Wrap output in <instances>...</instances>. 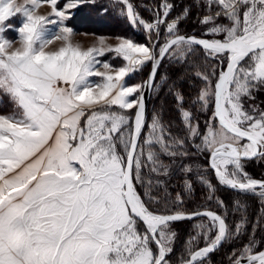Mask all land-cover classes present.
<instances>
[{
    "label": "rangeland",
    "instance_id": "obj_1",
    "mask_svg": "<svg viewBox=\"0 0 264 264\" xmlns=\"http://www.w3.org/2000/svg\"><path fill=\"white\" fill-rule=\"evenodd\" d=\"M98 1H106L101 12L138 24L145 41L91 30L96 23L89 19L83 26L79 15L74 22L78 10L85 20ZM177 5L178 16L166 20L167 9L176 4L162 0L161 16L148 23L129 0H0V97L6 95L14 106L12 111H0V264L159 260L161 252L150 229L130 214L123 200V166L136 123L125 90L134 84L137 101L145 79L127 83L123 70L129 67L128 60L136 64L135 70L150 65L163 42L181 34L188 22L216 41L264 31V0H182ZM147 15L149 19L152 12ZM135 43L143 44L141 53ZM228 57L177 42L163 58L162 68L184 63L200 82L193 110L183 108L182 97L176 95L182 130L174 134L177 130L165 125L155 110L144 126L132 174L135 199L144 212L160 216L164 214L154 212L159 207H180L184 194L178 192H190L193 181L207 189L208 200L228 208L217 194L226 183L209 170L207 156L224 142L240 143L239 149L247 153L251 148L213 116L214 85ZM163 80L162 75L152 92ZM228 80L221 100L223 116L238 129L263 128L264 104L257 105L259 97L264 98V49L241 60ZM188 140L205 158L192 151ZM249 161L233 158L225 166H215L237 183L264 180V171L258 179L250 175L255 166H264V154ZM170 168L175 170L172 174L183 175L182 187L174 188L172 197L161 182ZM237 192L228 198L234 207L244 209L255 200L258 216L246 236L240 233L243 222L228 218L224 246L230 241L240 245L229 251L226 264L264 247V189ZM172 223L159 227L156 234L166 252L160 264H183L201 242H214L220 232L215 220L201 217L181 243ZM202 259L197 264L207 263Z\"/></svg>",
    "mask_w": 264,
    "mask_h": 264
},
{
    "label": "trees",
    "instance_id": "obj_2",
    "mask_svg": "<svg viewBox=\"0 0 264 264\" xmlns=\"http://www.w3.org/2000/svg\"><path fill=\"white\" fill-rule=\"evenodd\" d=\"M129 1L136 8L138 13L142 15L141 17L145 21H147L148 23L153 22L158 16L159 17L161 16L162 0H154V1L153 0H141V1L129 0ZM168 1L175 3L176 7L175 8L169 7L167 9L168 15H166V20H169V18L172 19V18H174V16H176V17L178 16V13H179L178 11H180V9H178L177 1H182V0H168ZM183 1H187V0H183ZM98 2L99 3L97 5H95L94 8H92V11H88V12H90V16L84 17V18H86L85 19L86 21L82 20L83 14L80 13L81 12V9H80L76 12L75 17H74L75 19L73 18L74 22L75 21L77 22V19L81 18L80 19L81 21H79V22H81V24L84 26L85 23L89 19H91L94 23H96V24H94L93 28L90 27L91 30L96 31V29H97V30H99L98 32L104 33V34L106 33L107 35H112V36L116 35V36L128 37V38L135 40L137 42L145 41V39H146L145 33H143L142 29L140 28V26L138 24L134 25L125 17L116 15L113 12H111V13L108 11L101 12L98 9H101L102 8L101 6H103L104 3L106 4V1H101V2L98 1ZM102 2H104V3H102ZM140 3L145 5L146 7L143 6L140 9V7L138 5ZM149 12H152V16H150V18L148 19L147 13H149ZM78 15H79V18H78ZM73 19H70L68 21H71ZM198 26L199 25H197L194 22L185 23L181 28V30H182L181 34H196V35L204 36V37H207L210 39V37L208 35H204L203 33H201ZM87 29H88V27H87ZM197 48L201 52H203V53L205 52L201 48H199V47H197ZM162 64H163V60L160 63V66H159L158 71L156 73L154 85H155V83L158 82L159 78H161L162 75H163L164 80H163V82H161L157 91L151 92L149 102H148L147 120H148V117L150 116V114L153 112V110H155L156 112H158L159 118L161 119V121L163 123H165V125L169 126V128L171 130H173V129L177 130V131L173 132L174 134H176L178 131L183 129V123H182L180 115H179V109H178V103H177L176 95L179 94L182 97L183 108H190L191 110H193L194 106L192 105V100L197 95V88H198L197 84H199L200 80H199V78H197L193 74L194 71L191 70L190 67L189 68L184 67V63L180 64V65H178V64L176 65L175 63H170V65L168 67H166L165 69H164V67L162 68ZM147 66H149V65L146 64V65L142 66L141 68L135 70V72L126 79L127 80L126 82L127 83H133V82H137L138 80L141 81V79L146 77V74L148 71ZM223 68H224V66H223ZM154 85H153V88H154ZM152 91H153V89H152ZM257 100H258V98H257ZM260 101H261V104L257 105V106L263 107L264 98L259 97V102ZM13 107H14L13 104L11 102H9L7 96L1 95V97H0V111L4 110V112H6L7 109L12 111ZM134 111H135V108L132 110V112H134ZM182 135H183V133H182ZM179 136H180V134H179ZM197 136H199V135H196V139L198 138ZM187 144L190 145L192 151L196 152L200 158H205L206 154L204 152H201L198 149H196L195 143L188 140ZM252 161L254 162V159H252L249 162H252ZM206 165L208 167V156L206 159ZM170 170H169L170 174H168L167 177L162 178L161 182L163 184H165V187L167 189L168 194H170V196L172 197L171 194L173 193V191L178 190L176 188L182 187L181 180L183 179V175L180 173H177V172H174L172 174V172L175 170H173L171 168H170ZM209 170H210V168H209ZM263 171H264V166L262 165L259 167V165H257L251 171L250 175H251V177L258 179V178L262 177ZM132 182H133V180H132ZM178 193L180 194V196L183 194L184 195L186 194V197L184 195L181 197V198H183V201L181 200L182 205L180 207H177V206L175 207L174 205L172 207L167 206L168 209H163V208L159 207L158 209H155L154 212L155 213L162 212V213H158V214H167V212H164V211L165 210L170 211L171 210L170 208H173L170 213H173V212L189 213V212H194V211H198L201 209H210V210L217 212L219 215H221V217L224 219V221L226 223L227 229L229 227V219L231 220L232 217L233 218L235 217V220H233L235 223L242 221L243 225L240 228V233H241V235L244 234L245 236L251 230L252 221L254 219H256V217L258 216L259 205H258L257 201H255V200L248 201L247 205L245 206L244 209L234 207V205L231 203L230 200H228V198L231 197L230 194L239 193V192L230 190L226 186H220L218 191H217V194L220 196L219 198L224 202L225 206L228 204L227 209L220 208L216 203L211 202L210 199L208 200L207 194H206L207 189H205V187H203V185H201L197 181L192 182V188H191L190 192L185 193V192H182V190H180ZM170 196L167 195L166 197H170ZM160 210H162V211H160ZM202 218H204V217H202ZM198 219L199 218L193 219V220L184 219V220H179V221L172 223L174 225L175 230H176L175 232L177 234V239H179V241H181V243L183 242L184 238L188 235V232L191 229L192 224L195 221H197ZM226 234H227V232H226ZM224 242L225 241H223V243L219 249H217L213 253L209 254L208 256L204 257L202 260L207 261L206 264H226V257H227V254L229 253V251L237 248L240 244H237L236 241H232V242L230 241L228 246H224L225 245ZM207 244H209V243H207V242L202 243L201 242L199 244L200 245L199 247L207 245ZM260 249H262V247L258 248L257 250H260ZM165 259H166V255H165L164 260ZM198 262H200V261H197L195 264H197Z\"/></svg>",
    "mask_w": 264,
    "mask_h": 264
},
{
    "label": "water",
    "instance_id": "obj_3",
    "mask_svg": "<svg viewBox=\"0 0 264 264\" xmlns=\"http://www.w3.org/2000/svg\"><path fill=\"white\" fill-rule=\"evenodd\" d=\"M256 37L257 39L254 41H244L243 38H235L227 41H216L196 34H174L163 42L157 55H153L151 59L147 75L141 86V91L138 95V100L135 106L134 116L136 119V123L134 124L131 132L130 142L124 161L122 181L123 200L128 211L146 228H150V238L161 252V257L154 264H160L164 260L166 255L165 250L156 239L157 231L159 227L163 225L179 220H193L201 217L213 219L219 224L220 232L216 240L210 244L201 246L192 251L188 257V260L183 264H195L200 259L213 253L222 245L227 232V227L224 219L217 212L210 209H201L189 213L173 212L160 216L150 217L145 212H143L136 203L132 182L134 157L142 131L147 121L148 102L160 63L162 62L169 48L177 42H188L201 48L204 51H218L229 54L224 68L221 70L219 77L214 85L213 116L218 125L225 131L229 132L240 140L246 141L247 143L251 144L252 151L250 153H244L239 149V145L231 142L218 144L214 146L209 152L208 167L217 179H220V181L226 183L225 186L230 190L249 191L264 189V180H258L247 184L237 183L229 178L214 164L215 157L219 155H226L237 160H252L264 154V140L261 141L264 128L251 132L232 127L224 120L221 109L222 87L230 76L233 67L251 53L264 49V31L258 34ZM262 256H264V247L256 252L242 256L233 264H249L258 260Z\"/></svg>",
    "mask_w": 264,
    "mask_h": 264
},
{
    "label": "bare ground",
    "instance_id": "obj_4",
    "mask_svg": "<svg viewBox=\"0 0 264 264\" xmlns=\"http://www.w3.org/2000/svg\"><path fill=\"white\" fill-rule=\"evenodd\" d=\"M257 39V37L256 36H254V37H252V35H247V36H245L244 38H243V40L244 41H254V40H256ZM235 67V66H234ZM234 67H233V69H234ZM233 69H232V71H233ZM231 71V72H232ZM231 75V74H230ZM230 77V76H229ZM229 77H228V79H229ZM226 80V82L224 83V85H223V87H222V92H221V100H222V98H224V92L226 91V89H227V86H228V83H229V80ZM223 118H224V120L226 121V123L227 124H229L230 126H232V124H233V120H230V119H227L225 116H223ZM233 127V126H232ZM250 150H251V148H250ZM252 151V150H251ZM250 151V152H251ZM244 152V151H243ZM250 152H248V153H250ZM244 153H247V152H244ZM232 160H233V157H229V156H226V155H219V156H216L215 157V159H214V164H216V165H219V166H225V165H227V164H229V163H231L232 162ZM136 200V199H135ZM136 203H138V201L136 200ZM138 206H139V204H137ZM140 208V207H139ZM141 209V208H140ZM142 210V209H141ZM143 211V210H142ZM144 212V211H143ZM146 213V212H145ZM148 216H150V217H154V216H152V215H150V214H148V213H146ZM150 229V228H149ZM261 261H264V256H262L261 258H259L258 259V262H261Z\"/></svg>",
    "mask_w": 264,
    "mask_h": 264
},
{
    "label": "crops",
    "instance_id": "obj_5",
    "mask_svg": "<svg viewBox=\"0 0 264 264\" xmlns=\"http://www.w3.org/2000/svg\"><path fill=\"white\" fill-rule=\"evenodd\" d=\"M142 45L143 44H138V43L136 44L135 43V46L137 47L136 49L138 51H140V53L143 51L142 50V48H143ZM124 59L125 58H122L121 59L122 60V63H125L126 62V59L125 60ZM127 66H129V67H126L123 70V76H122L123 80H126V78H128L130 76V74H133L135 72V66H136V64H131V60H128ZM131 71H133V73H131ZM136 91H137V88L134 86V84L126 85L125 92L127 93L126 95L129 96L128 105H127L129 109L130 108L132 109L133 107L135 108V106H136L137 101L134 100V98L136 97Z\"/></svg>",
    "mask_w": 264,
    "mask_h": 264
},
{
    "label": "flooded vegetation",
    "instance_id": "obj_6",
    "mask_svg": "<svg viewBox=\"0 0 264 264\" xmlns=\"http://www.w3.org/2000/svg\"><path fill=\"white\" fill-rule=\"evenodd\" d=\"M263 128H264V127H263ZM261 129H262V128H261ZM262 136L264 137V132H263ZM263 137H262L261 141H263V140H264V139H263ZM242 143H246V141H243V140H242ZM237 145H240V143H239V144H237ZM251 150H252V147H251ZM251 150H250V151H251ZM241 151H242V150H241ZM250 151H249V152H250ZM244 152H246V151H244Z\"/></svg>",
    "mask_w": 264,
    "mask_h": 264
}]
</instances>
